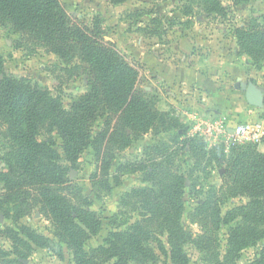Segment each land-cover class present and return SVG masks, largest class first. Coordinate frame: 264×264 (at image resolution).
<instances>
[{
  "label": "trees",
  "instance_id": "1",
  "mask_svg": "<svg viewBox=\"0 0 264 264\" xmlns=\"http://www.w3.org/2000/svg\"><path fill=\"white\" fill-rule=\"evenodd\" d=\"M121 4L127 0H109ZM208 13L226 16L228 7L222 0H197ZM236 4L244 0H234ZM186 7V14L192 13ZM0 14L10 20L13 28L29 40L42 43L55 55L72 65L70 71L79 73L83 67L88 76V90L69 109L61 96H53L47 88L29 82L25 77L4 74L0 83V134L6 150L2 159L7 172L0 173L4 192L0 194V213L16 226H0V237L11 242L7 250L0 244V264H23L33 245L53 248L50 239L19 220L29 210L39 207L54 222L56 235L73 251L76 264H101L114 259L113 264H150L158 259L152 247L161 251L165 245L158 234L168 232L172 264H189L184 244L193 240L203 250L216 244L215 232L220 227L219 190L197 209L193 219H199L204 234L193 239L182 225L185 211L186 176L176 165L173 155L164 149L168 142L149 146L147 158L121 164L120 173L127 170L143 172L147 186H136L122 198L127 212H141L142 220L125 230H116L105 244L90 251L85 249L92 235L101 228L99 214L91 209V200L68 177L69 166L60 164L53 134L63 139L67 161L76 165L83 150L92 145L98 163L93 185L98 192L109 190L107 171L116 151L131 145L133 138L150 130L157 133L181 129L185 125L168 111L158 107L155 95L140 86V70L123 54L116 44L105 39L100 19L92 25L77 20L61 0H0ZM151 34L162 35V19L154 17ZM234 35L242 48L264 58V25L254 21L249 26H236ZM78 56V62L74 58ZM4 60L0 55V72ZM108 114L105 126L93 138L92 123L99 112ZM43 132L47 139L40 140ZM186 132V130H185ZM178 139V138H177ZM264 140V139H263ZM195 155L199 166H221L226 192L248 194L247 217L261 226L264 222V152L253 143L231 146H209L204 139L189 137L183 142ZM216 197V200L214 199ZM221 201V200H219ZM122 213V212H121ZM263 226V225H262ZM257 239L256 230L249 231ZM249 244L242 227L231 230L226 257H238V251ZM167 254V253H166ZM17 257H13V256Z\"/></svg>",
  "mask_w": 264,
  "mask_h": 264
},
{
  "label": "rangeland",
  "instance_id": "2",
  "mask_svg": "<svg viewBox=\"0 0 264 264\" xmlns=\"http://www.w3.org/2000/svg\"><path fill=\"white\" fill-rule=\"evenodd\" d=\"M61 1L77 20L92 25L95 19H100L105 39L114 42L139 68V86L157 97L161 110L170 112L185 125L181 129L159 133L150 130L134 137L128 147L116 151V157L107 171L110 188L102 192H98L92 180L93 174L98 171L93 146L86 147L73 166L66 159L59 133L55 131L51 134L61 156L60 164L69 166V179L84 196L90 198L91 209L100 217L101 228L88 239L85 249L98 248L105 244V239L112 232L125 230L142 220L140 211L128 208L125 212L122 198L134 187L149 183L143 180L141 171L120 173L118 169L121 164L146 159L149 146L168 142L164 149L169 150L186 176L182 225L193 239L204 231L200 220L193 219L192 215L211 196L214 188L222 196L217 197L221 222L215 232L216 244L207 251L199 248L193 240L186 242L184 251L189 264H264V222L261 226L252 224L247 217V209H244L250 202V196L241 193L231 195L229 190L225 194L227 184L221 177L224 168L217 164L207 167L205 162L200 167V155L182 146L185 139L198 136L209 146L220 145L228 150L236 144L253 143L264 152V103L256 107L246 98L247 88L254 85L264 100V58L246 52L234 35L236 26H249L254 21L264 25V0H244L239 4L234 0H222L223 5L228 7L226 16L208 13L197 0H127L121 4H113L109 0ZM188 6L193 9L191 14H186ZM154 17L162 19L159 29L162 35L151 34L155 27L151 23ZM0 55L4 60L0 83L4 74L25 77L29 82L49 89L53 96H61L66 109L88 90V76L82 72L83 67L79 73L73 74L70 71L72 65L65 64L42 43L29 40L16 31L10 20L1 14ZM74 59V63L78 62V56ZM193 64L198 70L208 72L207 77L209 72L212 73V84L204 82L200 86L184 84L179 87L173 84V66ZM108 119L107 113H98L92 123L93 138ZM239 124L248 125L252 133L261 125L262 136L258 139L250 136L237 139L235 129ZM43 133L40 140L50 135ZM3 146L4 139L0 134V173L7 172V164L2 159L6 151ZM3 192L0 182V194ZM47 211L41 212L39 207H34L19 220V225H28L49 238L53 248L33 245L30 255L19 261L23 264H76L73 251L56 235L55 224ZM6 225L16 226L11 218L0 213V226ZM238 226L242 227L245 241L249 244L238 251L237 258H227L231 230ZM252 230H256L255 240L249 235ZM158 237L167 252L153 243L152 247L159 257L150 264H172L168 232H161ZM0 244L7 250L12 249L11 242L5 237H0ZM113 262L114 259L101 264Z\"/></svg>",
  "mask_w": 264,
  "mask_h": 264
},
{
  "label": "crops",
  "instance_id": "3",
  "mask_svg": "<svg viewBox=\"0 0 264 264\" xmlns=\"http://www.w3.org/2000/svg\"><path fill=\"white\" fill-rule=\"evenodd\" d=\"M213 48V53H214ZM211 54V50L209 51ZM208 73V72H207ZM206 71H201L197 69L195 64L191 65H174L173 66V84H177V87L187 84V85H201L205 82V84H212L211 72L207 77ZM199 85V86H200ZM248 116V115H247Z\"/></svg>",
  "mask_w": 264,
  "mask_h": 264
},
{
  "label": "built area",
  "instance_id": "4",
  "mask_svg": "<svg viewBox=\"0 0 264 264\" xmlns=\"http://www.w3.org/2000/svg\"><path fill=\"white\" fill-rule=\"evenodd\" d=\"M263 130L261 125H258L257 129H255V133H252L250 131V127L245 124H239L235 129V135L238 139L239 137H247L250 136V138H256L258 139L259 136H262Z\"/></svg>",
  "mask_w": 264,
  "mask_h": 264
},
{
  "label": "water",
  "instance_id": "5",
  "mask_svg": "<svg viewBox=\"0 0 264 264\" xmlns=\"http://www.w3.org/2000/svg\"><path fill=\"white\" fill-rule=\"evenodd\" d=\"M246 98H247L248 103L256 107H261L264 103L261 92L257 90L254 85H250L247 88Z\"/></svg>",
  "mask_w": 264,
  "mask_h": 264
}]
</instances>
